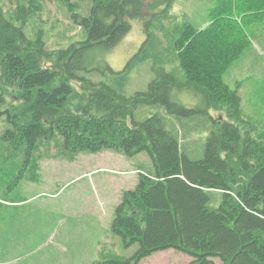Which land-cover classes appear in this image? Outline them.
<instances>
[{"label":"trees","instance_id":"1","mask_svg":"<svg viewBox=\"0 0 264 264\" xmlns=\"http://www.w3.org/2000/svg\"><path fill=\"white\" fill-rule=\"evenodd\" d=\"M83 1L86 13H79L78 3L69 15L82 40L71 41L61 32L68 42L52 48L42 25L32 26L24 2L7 11L0 0V89L15 97L0 116L15 129L23 127L29 140L45 128L55 132L64 149L74 152L118 149L127 157L149 155L153 174L139 175L135 188L123 193L110 228L125 247L138 244V249L126 261L104 256L93 264H139L167 249L189 255L187 264H264V143L242 134L236 124L238 83L231 89L224 79L246 49L252 50L237 13L259 20L264 0H215L203 27L176 23L170 45L185 80L155 63L146 91L131 95L93 76L113 73L104 55L130 31V20L143 16L145 0ZM157 2L152 15L164 18L175 0H162V11ZM70 81L90 91L75 111L67 108L74 93ZM180 89L200 96L202 105L177 102ZM4 102L1 96L0 106ZM147 106L158 111L138 121L137 110ZM211 110H225L227 119H215ZM173 118L208 125L200 159L181 151L179 132L167 127Z\"/></svg>","mask_w":264,"mask_h":264},{"label":"rangeland","instance_id":"2","mask_svg":"<svg viewBox=\"0 0 264 264\" xmlns=\"http://www.w3.org/2000/svg\"><path fill=\"white\" fill-rule=\"evenodd\" d=\"M17 1L24 2L32 14V26H41L49 47L55 43L66 44L67 39L59 37L65 32L71 41L82 40V31L69 20V15L80 4L79 13L85 14L88 2L83 0H1L5 10H11ZM158 1V2H157ZM215 0H175L167 16L157 18L151 10L153 2H157V11L165 9L162 0H145L140 18L131 19L130 31L104 55L106 62L113 73H97L93 76L96 82H103L108 87L126 94L146 91L148 84L155 77L152 65L159 63L166 72H170L181 81L185 74L176 60V51L170 45L169 33L174 25L184 22L194 26H204L209 18V10ZM234 16V15H233ZM241 25L240 31L257 51H245L242 60L234 64L225 75V82L230 88H236L241 99L239 118L236 124L245 138L254 139L264 143V16L259 20L252 16H236ZM236 39H237V33ZM260 54V57L259 55ZM51 62L46 63V66ZM238 80L239 82L235 81ZM74 89L73 95L68 99L67 108L75 109L84 104V99L90 92L75 81L69 82ZM11 91L4 94L0 89V97L4 103L0 111L8 108L15 100ZM175 99L182 105L201 106V97L190 90H178ZM158 111L155 107H141L137 110L136 119L141 121ZM215 119H227L226 111L211 110ZM182 122V123H181ZM129 123V122H128ZM202 121H180L177 118L167 121L168 129L179 132L180 149L192 159H200L203 146L209 136L210 129ZM27 131L13 128L4 115L0 116V228L7 229L15 222H21V227L29 225L30 215L38 224L57 222L56 232L61 230V221L58 222L61 212L73 217L82 216L89 212L101 218L104 228L105 257L116 258L123 261L130 259L138 244L125 247L122 239L110 231L111 221L115 208L122 200L123 191L132 186V178L138 179L141 174L152 175L153 163L146 152H140L127 157L118 149H102L99 152L72 151L64 149L62 137L55 132H48L45 128L32 135L33 140L26 137ZM32 144L30 147L29 145ZM22 156H34V166H40L41 179L32 191L27 192L25 184L30 182L32 170L24 168ZM39 156V157H38ZM43 162L38 164L37 159ZM50 159V160H46ZM46 163V164H43ZM43 164V165H42ZM30 165V164H29ZM136 170L137 172H131ZM24 174L17 182L19 174ZM8 182L11 195L6 188H1ZM24 189V190H23ZM17 190L15 194H12ZM24 191V204L19 207H7L4 199H17ZM10 191V190H9ZM31 209L33 214L29 213ZM19 210V211H16ZM65 210V212L63 211ZM8 212V213H6ZM11 212V213H10ZM13 212L20 213L17 215ZM48 241L44 246L48 245ZM192 258L174 249L155 252L142 259L139 264H187ZM217 264H220L216 260Z\"/></svg>","mask_w":264,"mask_h":264},{"label":"crops","instance_id":"3","mask_svg":"<svg viewBox=\"0 0 264 264\" xmlns=\"http://www.w3.org/2000/svg\"><path fill=\"white\" fill-rule=\"evenodd\" d=\"M259 41L264 39V35L260 36ZM254 54L257 49L252 46ZM257 55L260 54L257 53ZM236 82H239L235 79ZM24 168L32 170L30 174V182L25 184L27 192L32 191L35 184L41 179L40 166H34V156H22ZM39 157V156H38ZM37 159V158H36ZM47 161L50 159H46ZM38 164L42 163L41 159H37ZM49 162V161H48ZM30 164V165H29ZM46 164V163H43ZM42 164V165H43ZM131 172H137L132 170ZM24 174H19L17 182ZM139 180L132 178L129 186L135 188ZM9 183L6 182L1 188H6V193L11 195ZM30 187V188H29ZM23 189V190H24ZM10 190V191H9ZM22 190V191H23ZM132 190L130 187L125 189ZM14 190L12 194H15ZM17 199H4L7 207H19L24 204V191L16 196ZM19 211V210H16ZM65 212V210H63ZM33 210L29 213L33 214ZM8 213V212H6ZM11 213V212H10ZM17 215L20 213L13 212ZM61 221V230L56 232L57 222H46L38 225L30 215L29 225L21 227V222L13 223L10 228H0V264H93L101 260L105 255L104 249V228L101 218L96 214L89 212L83 213L82 216H72L62 213L58 219ZM49 242L44 246L45 242Z\"/></svg>","mask_w":264,"mask_h":264}]
</instances>
